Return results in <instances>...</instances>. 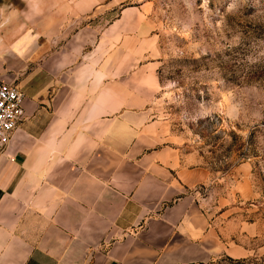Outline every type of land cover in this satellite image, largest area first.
I'll use <instances>...</instances> for the list:
<instances>
[{
	"label": "crops",
	"instance_id": "0c3cea01",
	"mask_svg": "<svg viewBox=\"0 0 264 264\" xmlns=\"http://www.w3.org/2000/svg\"><path fill=\"white\" fill-rule=\"evenodd\" d=\"M20 1L0 5V83L25 95L0 154V264H254L245 179L210 210L209 169L155 114L148 2Z\"/></svg>",
	"mask_w": 264,
	"mask_h": 264
},
{
	"label": "rangeland",
	"instance_id": "374dc122",
	"mask_svg": "<svg viewBox=\"0 0 264 264\" xmlns=\"http://www.w3.org/2000/svg\"><path fill=\"white\" fill-rule=\"evenodd\" d=\"M103 1H114L113 16L148 2L157 35L155 114L167 118L169 132L209 169L200 194L210 210L226 186L245 179L248 194L234 196L240 219L234 223L252 233L239 239L240 260L263 264L264 0ZM7 3L22 4L0 0Z\"/></svg>",
	"mask_w": 264,
	"mask_h": 264
},
{
	"label": "built area",
	"instance_id": "2783aa9c",
	"mask_svg": "<svg viewBox=\"0 0 264 264\" xmlns=\"http://www.w3.org/2000/svg\"><path fill=\"white\" fill-rule=\"evenodd\" d=\"M25 95L17 87L0 83V154L7 148L12 132L25 117Z\"/></svg>",
	"mask_w": 264,
	"mask_h": 264
}]
</instances>
